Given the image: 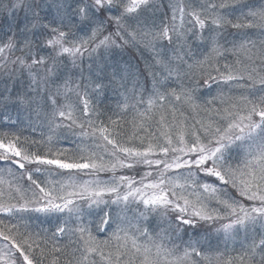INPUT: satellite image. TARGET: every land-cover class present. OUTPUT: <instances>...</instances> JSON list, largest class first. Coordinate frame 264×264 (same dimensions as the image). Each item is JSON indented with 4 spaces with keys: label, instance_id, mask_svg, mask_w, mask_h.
<instances>
[{
    "label": "snow or ice",
    "instance_id": "snow-or-ice-1",
    "mask_svg": "<svg viewBox=\"0 0 264 264\" xmlns=\"http://www.w3.org/2000/svg\"><path fill=\"white\" fill-rule=\"evenodd\" d=\"M0 18V264H264V0Z\"/></svg>",
    "mask_w": 264,
    "mask_h": 264
},
{
    "label": "rangeland",
    "instance_id": "rangeland-1",
    "mask_svg": "<svg viewBox=\"0 0 264 264\" xmlns=\"http://www.w3.org/2000/svg\"><path fill=\"white\" fill-rule=\"evenodd\" d=\"M3 22V19L0 18V23ZM111 62L117 63L121 66L130 68L131 71L135 74V76L140 80L141 83L145 81L146 78H148V73L145 67V56L141 55V52L135 48H127L123 51H118L111 59ZM135 83L134 80L129 81V88L133 86ZM108 99L106 103L115 106V103L118 99V96L114 94L111 90L107 93ZM27 134V133H26ZM122 173L129 174V175H135L134 172H131L130 170L124 169L121 170ZM111 176V173H102L101 179H108ZM84 179H88L89 177L84 176ZM139 176H136V179H139ZM3 187L5 192L7 191V185L0 186ZM25 215H36V214H25ZM43 219V217H41ZM38 223V221H37Z\"/></svg>",
    "mask_w": 264,
    "mask_h": 264
}]
</instances>
